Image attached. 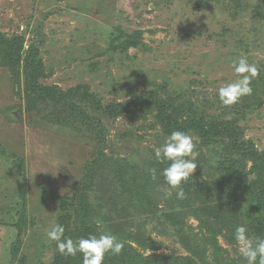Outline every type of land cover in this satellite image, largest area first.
<instances>
[{
	"label": "rangeland",
	"instance_id": "374dc122",
	"mask_svg": "<svg viewBox=\"0 0 264 264\" xmlns=\"http://www.w3.org/2000/svg\"><path fill=\"white\" fill-rule=\"evenodd\" d=\"M0 33L36 40L42 85L70 95L31 100L0 66V264H51L52 193L69 205L70 254L93 240L112 264L122 251L134 264H238L251 245L264 256V226L250 225L264 221V164L242 151L264 154V0H0ZM151 91L182 121L238 131L209 141L174 129L140 102ZM229 158L247 194L228 196Z\"/></svg>",
	"mask_w": 264,
	"mask_h": 264
},
{
	"label": "trees",
	"instance_id": "16d2710c",
	"mask_svg": "<svg viewBox=\"0 0 264 264\" xmlns=\"http://www.w3.org/2000/svg\"><path fill=\"white\" fill-rule=\"evenodd\" d=\"M24 41L25 38L20 35H13L11 37H5L3 34L0 33V66H4L8 68L10 73L16 77V84L18 86L19 83V77L22 75L23 80V90L25 91L26 95L32 100L36 99L42 102L45 101H52L54 104L66 103L67 101L70 102V95H67V93H63L56 85L54 86H46L42 85L40 79L43 78V62L39 55V48L38 43L36 40H31L28 43L27 48L24 47ZM139 44V33H135L132 36L125 37L122 43H119L121 49H127V47L130 46H137ZM143 95V94H142ZM151 100H150V99ZM143 99V100H142ZM152 101L155 103L156 106H158L159 113L165 118L167 122L172 123L171 126L174 127V129L177 127L179 130L183 129H190L195 128L199 131L200 134L204 136L207 140H214V136L216 135H224L227 132L229 134H232V136H235V134L238 131V128L236 126L228 125L225 123V121H210L206 120L202 117H194L188 120H180L182 116H184V112L180 111V108L173 103L175 102L173 99H166V100H158L157 96L153 91L149 92V94L143 95L141 97L140 102H149ZM169 106V107H168ZM170 128V126H169ZM171 129L167 130L168 133H170ZM237 147V148H236ZM250 147V146H246ZM241 147L233 145L230 148V155H233L235 151L240 150ZM251 148V147H250ZM243 153L248 152L251 158H255V160H258L257 162L263 161L264 164V154L259 153L255 150L246 148L242 149ZM15 165L18 167L20 166V161H14ZM237 166H239V163H237L236 159H226L223 164H221V168L228 169L232 175H229L231 177H234V180L239 183L238 185L233 186V188L226 190L228 196H242V193L237 191L241 188H243L244 192L246 193V176L245 174H242L240 178L236 176ZM91 168H93L92 165H90ZM234 181V182H235ZM43 191L47 192V190L42 189ZM247 194V193H246ZM226 195V193L224 194ZM52 198L57 199L59 201V209L61 210L62 214L58 218V226L59 229L56 231V234L59 235V239L57 240V250L55 251V254L53 256V259L51 261V264H112L111 257L108 255V257H102L100 255L99 248L94 246L93 240H91V245L89 241L87 240L85 242V245L81 246V252L79 255L70 254L66 246L69 244H64L63 242L65 239H63L68 233L67 225H68V219L69 214L67 212L68 210V204L64 201V199L57 195V194H51ZM256 206L262 208L264 211V206H259V202L256 201L254 203ZM21 223H25L26 216L25 214H22L20 216ZM250 225H256L255 229L258 230L259 227L264 226V221L260 222V219L257 220V222H251ZM254 231V230H253ZM252 231V232H253ZM254 234V232L252 233ZM261 232L258 233L260 235ZM256 235V233L254 234ZM90 240V239H89ZM67 242V240H66ZM127 252V251H126ZM250 256L244 257V258H238L237 263L238 264H261L264 263L261 261V259L264 257L258 249L251 245L250 247ZM142 261L145 260L146 264H167L160 260L158 256H151V257H140ZM140 260V259H138ZM137 260V261H138ZM134 259L129 256V251L127 253L122 251V254L118 258V264H134ZM185 262L178 260L177 264H184ZM138 264V263H137ZM185 264H190V262H187ZM219 264H222V262H219Z\"/></svg>",
	"mask_w": 264,
	"mask_h": 264
},
{
	"label": "water",
	"instance_id": "95a60500",
	"mask_svg": "<svg viewBox=\"0 0 264 264\" xmlns=\"http://www.w3.org/2000/svg\"><path fill=\"white\" fill-rule=\"evenodd\" d=\"M17 114L19 115L20 112L18 111ZM168 138H169V137H168L167 135H165V134H164L163 137H162V141L164 142V145H165V146L167 145V142H166V141L168 140Z\"/></svg>",
	"mask_w": 264,
	"mask_h": 264
}]
</instances>
